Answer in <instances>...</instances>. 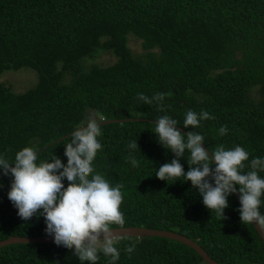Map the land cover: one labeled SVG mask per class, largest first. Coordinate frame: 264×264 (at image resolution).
<instances>
[{
	"label": "trees",
	"instance_id": "obj_1",
	"mask_svg": "<svg viewBox=\"0 0 264 264\" xmlns=\"http://www.w3.org/2000/svg\"><path fill=\"white\" fill-rule=\"evenodd\" d=\"M131 37L141 41L142 55L131 49ZM103 51L116 60L81 64ZM22 68L36 70L39 80L23 92L0 81V155L14 162L19 150L32 146L41 160L56 155L67 164L71 135L58 139L89 113L103 121L128 118L102 123V150L94 161L112 186L124 185V226L182 233L221 264H264V241L254 224L242 223L235 194L224 219L204 205L191 181L156 177L176 157L153 132L156 120L168 115L202 134L209 150L241 146L250 154L246 164L264 158V0H0V75ZM138 93H164L166 111L140 101ZM190 109L215 119L184 128ZM221 126L226 135L219 134ZM131 141L139 147L130 150ZM188 155L180 161L185 172ZM13 179L0 169V240L48 235L43 216L25 221L8 199ZM132 243L129 256L125 249ZM115 246L116 264H207L192 247L166 237L121 236ZM109 261L100 254L98 264ZM0 264L81 261L53 242L15 243L0 248Z\"/></svg>",
	"mask_w": 264,
	"mask_h": 264
},
{
	"label": "clouds",
	"instance_id": "obj_2",
	"mask_svg": "<svg viewBox=\"0 0 264 264\" xmlns=\"http://www.w3.org/2000/svg\"><path fill=\"white\" fill-rule=\"evenodd\" d=\"M137 98L166 111L164 93L151 98L138 93ZM209 119L215 116L205 110L197 113L190 109L185 114L183 127L195 129L201 121ZM102 121V116L89 113L76 127L70 142L65 144L67 164L56 155L50 161L41 160L32 146L19 150L14 162L0 155V169L4 175L14 178L8 199L18 209V215L25 221L43 216L46 234L54 236L57 246L73 250L81 264H98L101 253L110 258L109 264H116L120 251L115 245L120 237L112 226L123 227L126 222L121 211L124 185L112 186L94 167L98 151L102 150L98 140L102 136ZM154 124L153 132L159 143L176 157L159 167L157 178L168 181L182 177L184 181H191L203 197L204 205L224 219L228 197L238 191L242 223L254 224L264 231V214L260 211L264 205V178L259 175L264 172V158L256 157L246 164L250 154L241 146L226 149L219 145L215 150H206L202 134L182 133L176 127L178 121L168 115L159 117ZM218 131L221 136L226 135L227 126H221ZM128 147L135 150L139 146L137 141H131ZM186 152L189 154L187 172L180 162ZM128 160L133 167H139L135 156H129ZM246 167L250 170L244 172ZM135 249L136 244L132 243L125 250L131 256Z\"/></svg>",
	"mask_w": 264,
	"mask_h": 264
},
{
	"label": "water",
	"instance_id": "obj_3",
	"mask_svg": "<svg viewBox=\"0 0 264 264\" xmlns=\"http://www.w3.org/2000/svg\"><path fill=\"white\" fill-rule=\"evenodd\" d=\"M128 118L124 119H112L107 121H102V123L105 122H119V121H127ZM177 129L188 133L187 130L181 128L180 126H176ZM74 131V130H73ZM72 131V132H73ZM71 133H68L64 135L63 137L59 138L58 140H62L68 136H70ZM55 142V141H54ZM54 142L50 143L49 145L53 144ZM206 150H209L205 144L203 145ZM210 151V150H209ZM237 197L238 202L240 203V195L239 192L235 194ZM241 204V203H240ZM255 226V225H254ZM256 230L260 234L262 240L264 241V231L260 230L258 227H256ZM115 234L118 237L121 236H137V237H144V236H158V237H166L169 239H174L177 241H180L190 247H192L197 253L202 257L203 261L207 264H221L217 260H215L208 251L200 245L197 241L194 239L188 237L187 235H184L182 233L167 230V229H157V228H150L146 226H123V227H113ZM55 243L54 242V236L51 235H35V236H22V235H11L8 238L0 240V248L6 245H11L15 243Z\"/></svg>",
	"mask_w": 264,
	"mask_h": 264
},
{
	"label": "rangeland",
	"instance_id": "obj_4",
	"mask_svg": "<svg viewBox=\"0 0 264 264\" xmlns=\"http://www.w3.org/2000/svg\"><path fill=\"white\" fill-rule=\"evenodd\" d=\"M130 47L136 55H142L145 51L141 41L135 37L130 38ZM116 60V57L109 52H97L94 56L85 57L81 64L90 67L93 64L109 65ZM39 80L38 72L32 68L19 70H6L0 75V81L16 92H23L33 88Z\"/></svg>",
	"mask_w": 264,
	"mask_h": 264
}]
</instances>
